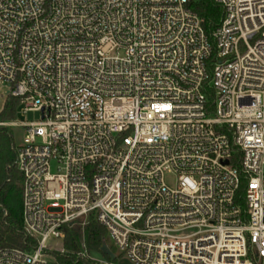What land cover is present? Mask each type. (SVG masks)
Here are the masks:
<instances>
[{"label": "built area", "instance_id": "1", "mask_svg": "<svg viewBox=\"0 0 264 264\" xmlns=\"http://www.w3.org/2000/svg\"><path fill=\"white\" fill-rule=\"evenodd\" d=\"M191 1L0 0V80L41 113L14 123L35 246L0 264L91 215L133 264H264V0H214L211 35Z\"/></svg>", "mask_w": 264, "mask_h": 264}, {"label": "trees", "instance_id": "2", "mask_svg": "<svg viewBox=\"0 0 264 264\" xmlns=\"http://www.w3.org/2000/svg\"><path fill=\"white\" fill-rule=\"evenodd\" d=\"M189 7L203 19V25L208 35H211L220 26L224 10L214 0H192ZM205 92L210 99L207 109L212 111L214 109V90L206 88ZM20 104L19 98L8 96L0 113V121L17 119ZM9 131L10 129L0 127V134L9 135L11 134ZM16 157L17 149H9L4 154L0 153V249L31 250L35 246V241L25 234L23 228V182L15 164ZM245 185L243 180L238 191L237 199L242 203ZM107 234V229L99 223L94 215L90 216L84 227L79 225L67 227L64 240L67 252L64 254L56 251L51 252L54 258L53 264H94L78 257L77 254L84 250V245L89 252L103 253L102 247L104 243H107ZM121 259L122 256H118L115 261L118 262Z\"/></svg>", "mask_w": 264, "mask_h": 264}, {"label": "rangeland", "instance_id": "3", "mask_svg": "<svg viewBox=\"0 0 264 264\" xmlns=\"http://www.w3.org/2000/svg\"><path fill=\"white\" fill-rule=\"evenodd\" d=\"M241 49H243V45H241ZM10 95H11V85L8 82H2L0 80V113L2 112L5 102L8 96ZM22 110L23 108L19 107L18 112H17V119L0 121V127L10 129L9 132L11 133L9 135L0 134V153L1 154L6 153L9 149L11 150L17 149V147L23 142L25 128L14 125V123L17 120L23 121V122H33V121L41 120L40 112L31 111L25 114L22 112ZM166 179H167V183L172 185L175 183L176 176L174 174H168ZM106 241L110 249L117 255V257L123 256L120 250L115 246L109 233L107 234ZM47 246L51 250H56V251H61L62 249L65 248L64 240L56 238V237H51L47 243ZM88 256L89 257L83 256L82 258L94 264H120V261L118 262L113 261L112 259L109 258V256L105 255L104 253L89 252Z\"/></svg>", "mask_w": 264, "mask_h": 264}, {"label": "water", "instance_id": "4", "mask_svg": "<svg viewBox=\"0 0 264 264\" xmlns=\"http://www.w3.org/2000/svg\"><path fill=\"white\" fill-rule=\"evenodd\" d=\"M102 252L109 256L113 261H115L117 259V255L109 248V246L107 245V243H104L103 247H102ZM120 264H133L132 262H130L128 259L126 258H122L120 260Z\"/></svg>", "mask_w": 264, "mask_h": 264}]
</instances>
